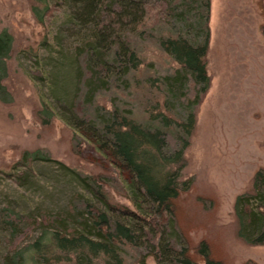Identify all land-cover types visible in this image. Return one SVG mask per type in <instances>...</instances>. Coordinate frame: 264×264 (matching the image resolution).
I'll use <instances>...</instances> for the list:
<instances>
[{
	"label": "rangeland",
	"instance_id": "obj_1",
	"mask_svg": "<svg viewBox=\"0 0 264 264\" xmlns=\"http://www.w3.org/2000/svg\"><path fill=\"white\" fill-rule=\"evenodd\" d=\"M86 1L48 0L41 26L31 12L37 1L0 0V264H20L15 257L42 232V218L67 216L74 233L70 220L85 217L87 202L107 216L127 264H181V231L192 245L208 242L223 264H264V0L262 9L259 0H126L138 5L129 32L90 48L79 20ZM104 1L115 16L128 9ZM145 10L150 24L137 32ZM167 34L207 50L205 78L160 49ZM126 44L129 55L120 52ZM41 109L54 115L47 127ZM189 115L187 138L179 124ZM113 127L151 136L165 158L184 152L179 188L190 189L178 224L162 219L148 244L118 233L146 206L116 157L127 145ZM76 141L83 149L74 155ZM26 151L52 162L24 166ZM97 165L120 170L129 197L112 188L108 201L127 213L110 212L83 183Z\"/></svg>",
	"mask_w": 264,
	"mask_h": 264
},
{
	"label": "trees",
	"instance_id": "obj_2",
	"mask_svg": "<svg viewBox=\"0 0 264 264\" xmlns=\"http://www.w3.org/2000/svg\"><path fill=\"white\" fill-rule=\"evenodd\" d=\"M35 1L41 7H32L33 18L37 24L45 26V15H47L49 8L48 0ZM126 2V0H120L119 4L128 8L127 11L124 10L119 13L120 16H115L114 13H107L109 11L104 0L86 1L79 20L84 27L85 37L83 39L84 41L89 40L85 44L88 48L95 47L100 42L103 43L104 40L119 44L118 33H121L122 29L129 32L127 28H129L130 21H135L132 12L138 10V5L130 3L125 6ZM257 5L262 9L261 0L257 2ZM144 12L141 22L134 27L137 32L150 24L149 12L147 10ZM103 23L106 25L104 26ZM87 25L93 26L87 28ZM102 26H104L103 29L100 28ZM165 36L161 44L157 40L160 49L176 60H183L187 64H191L197 78H205L207 72L204 61L207 50L204 47L192 46L186 40L170 36V34ZM124 47L120 50L121 54L126 51L129 55L127 44ZM31 52V49L25 51L28 56ZM118 57L122 58L120 53ZM140 60L141 57L134 54V64L141 65ZM53 117L50 109H41L38 112V118L45 127L49 126ZM159 117L160 115L154 121ZM194 124L195 117L192 115L187 117L186 123L179 124L187 138L192 135ZM112 131L116 136L126 141L127 146L123 151H117L116 157L120 158L129 171L133 180L132 186L146 206L145 213L134 216L137 222L133 226L120 227L118 233L122 239L131 244H148V237H155L157 231L161 229L162 219L171 216L174 223L178 224L176 223L178 202L182 204V195L187 194L190 189V186L185 191L179 188L184 183L181 181L182 172L186 166L184 152H179L172 158H165L160 155L159 142L157 140L153 142L151 136L146 137L134 131L122 133L116 127H113ZM77 141L75 142L74 155L80 154L83 149V146L80 145L81 142L78 143ZM98 152L101 153V150L98 149ZM21 162L25 166L32 162L49 163L52 161L40 151H26L21 157ZM97 170L96 174L83 177V183L92 191L96 200L101 202L110 212L122 215L127 213L126 208L115 206L108 201L109 192L112 188L115 190L123 188L126 191L125 197H129L120 170L116 167L105 168L99 165H97ZM130 192L132 193L131 189ZM84 211L85 217L82 215L70 220L76 229L71 234L68 226H66L70 223L66 221L67 216L52 220L42 218L41 224H39L42 225V232L37 238L29 241L24 251L18 253L15 259L20 264H127L117 249L116 236L107 226L108 219L105 213L90 202L86 203ZM186 233L181 231L186 245L180 254L181 264H223L222 260L216 258L211 252V245L208 242L203 241L198 246L192 245L188 241ZM153 246L156 256L160 257L163 250L159 239Z\"/></svg>",
	"mask_w": 264,
	"mask_h": 264
}]
</instances>
